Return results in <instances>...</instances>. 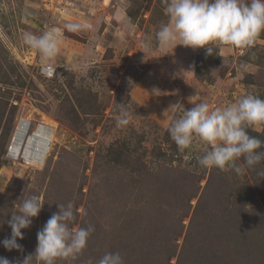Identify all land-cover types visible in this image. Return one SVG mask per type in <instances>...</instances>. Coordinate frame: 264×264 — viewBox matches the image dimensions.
Returning <instances> with one entry per match:
<instances>
[{
	"label": "rangeland",
	"instance_id": "1",
	"mask_svg": "<svg viewBox=\"0 0 264 264\" xmlns=\"http://www.w3.org/2000/svg\"><path fill=\"white\" fill-rule=\"evenodd\" d=\"M99 1L103 2L72 0L61 6V13L52 14L40 0H0V240L10 237L6 221L23 198L36 194L44 203L32 225L22 230L24 239L18 240L22 251H8L0 244V257L11 264H22L34 254L37 232L58 212V203L68 202L77 212L76 225L95 228L85 250L70 264H89L90 260L96 264L106 252H119L125 264H176L190 218L183 220L182 235L177 237L171 234L177 232L171 221L163 224L164 231L141 221L134 227L131 222L132 229L128 228V215L142 205L136 199L139 189H131L130 172L115 169L105 160L112 148L122 151L125 145L129 161L137 167L153 162L154 169L153 155L173 148L172 139L166 142L168 128L184 109L199 102L222 109L249 94L264 99V33L248 48L217 44L214 55L183 45L162 48L156 32L168 22L164 0H108L105 9ZM47 23L52 24L48 30L55 28L62 37L59 53L51 60L23 41L26 32L41 35ZM69 25L75 27L69 29ZM41 65L53 67L55 76L43 77ZM120 103L131 113L127 125L117 123ZM21 112L35 121L43 115L56 123L44 165L30 166L21 158L7 157ZM251 129L262 132L264 125ZM19 131L11 150L15 159L26 126ZM208 150L199 137H194L189 148L173 150L177 154L174 166L199 179L176 198L181 208L188 200L186 204L194 208L206 191L224 189L217 205L220 210L226 205L228 188L232 190L230 200L237 194L247 195L245 176L251 181L252 175L244 172L242 161L237 162L243 169L240 173L204 168L198 158ZM212 174L214 182L207 189ZM221 178H226L228 188L216 186ZM194 191L198 195L190 199ZM145 210L140 211L144 214ZM175 248L176 255L170 258ZM187 258L184 255L185 263L191 264ZM225 259L226 264H235L230 256ZM30 264L39 262L33 263L32 258Z\"/></svg>",
	"mask_w": 264,
	"mask_h": 264
},
{
	"label": "clouds",
	"instance_id": "2",
	"mask_svg": "<svg viewBox=\"0 0 264 264\" xmlns=\"http://www.w3.org/2000/svg\"><path fill=\"white\" fill-rule=\"evenodd\" d=\"M164 3L168 22L156 32L162 48L183 45L205 49L206 55H214L217 44L248 48L264 33V0H164ZM68 27L73 29L75 26ZM23 41L45 60H51L59 53L62 37L53 28L41 35L26 32ZM118 107L117 123L127 125L131 113L123 103ZM256 125H264V99L249 94L222 109H212L205 102L195 103L173 120L168 132L181 151L191 146L194 137L206 142L209 150L198 158L200 166L240 173L243 169L238 161L248 168L264 161V150H261L264 140L248 132L249 127ZM258 174L264 176V172ZM43 205L36 194L21 200L18 210L6 221L11 228L10 237L0 240L6 250H23L18 243L24 239L22 230L32 225ZM57 206L58 212L53 213L37 232L34 254L25 257L22 264H30L33 257L39 264H57L61 260L70 264L87 247L94 226L75 224L77 212L72 202ZM0 264L11 262L0 257ZM89 264H92L91 260ZM96 264H125V260L119 252H106Z\"/></svg>",
	"mask_w": 264,
	"mask_h": 264
},
{
	"label": "trees",
	"instance_id": "3",
	"mask_svg": "<svg viewBox=\"0 0 264 264\" xmlns=\"http://www.w3.org/2000/svg\"><path fill=\"white\" fill-rule=\"evenodd\" d=\"M7 130H10L9 127ZM248 132L264 140V129L262 132H255L249 127ZM166 142L171 143L170 135H167ZM176 146L174 143L173 148L168 152L158 150L153 155V161H156L154 169L153 162L150 165L143 164L137 167L138 165L129 161V151L125 145L122 151L117 147L111 149L109 161L105 160V162L113 165L115 169L121 167L125 168V172H130V176L133 175L131 176V189H139L140 193L136 199L142 205L139 210H136V215H128L130 217L126 223L128 228L132 229L137 225L136 222L141 221L149 225L153 224L152 227L155 230L164 231L162 230L163 224L168 225L171 221L177 229L176 233L171 232V234L177 237L182 235L185 226L183 220L189 217L190 222L176 264H187L184 260V255L187 254L189 256L187 262L191 264H226L227 256L233 258L235 264H264V176L258 174L264 172V161L254 168H248L245 165L244 172L248 171L252 175L251 181L245 176L249 188L246 190L247 195L237 194L230 200L232 190L228 188L226 178L217 181L216 186L223 184L230 193L224 200L226 205L221 210L217 208V205L223 197L224 189L214 191L215 193L202 192L194 208L190 203L186 204L189 200L181 203L183 205L181 208L176 198L182 195L191 183L194 186L199 179L189 170L174 166L177 154L173 150ZM121 176L125 181L127 175ZM213 177L212 174L211 179H208L207 189L212 187ZM149 194H153V197L145 200ZM197 195L198 191H194L190 199ZM43 201L47 203V198ZM213 203L216 205L211 210ZM143 205V210L148 206L145 210L146 216L141 212ZM167 206L170 209L166 208ZM169 210L171 213H168ZM145 218H148V221H144ZM131 222L134 223L132 227H130ZM115 223L116 221L113 220V229L116 226ZM146 236H148L147 229ZM176 252L177 248L172 251L170 258L174 257ZM34 262H36L35 257H33Z\"/></svg>",
	"mask_w": 264,
	"mask_h": 264
},
{
	"label": "built area",
	"instance_id": "4",
	"mask_svg": "<svg viewBox=\"0 0 264 264\" xmlns=\"http://www.w3.org/2000/svg\"><path fill=\"white\" fill-rule=\"evenodd\" d=\"M40 1L43 4V6L45 7V9L48 12H51L52 14L61 13V9H62L61 6L65 5V4L69 5L72 2V0H40ZM51 26H52L51 23H47V24L44 25V29L48 30ZM39 73L43 77L51 79V78H53L55 76V69L53 67H51V66H48V65L47 66L41 65L40 68H39ZM15 104L18 105V102H16ZM21 105H23V103ZM46 118L47 117H44L42 115V118L40 120L35 121L34 119H32V117L29 114H25V112H21L19 114L18 121H17V126L15 127V130L13 132V135H12V138H11V143H10V146H9V149H8V153H7V157L9 159H12V157L10 156V152L12 150L15 137H16L17 133L19 132V130H20V128L22 126H26V129H27V131H26V140H25V144L24 145H27L28 138L33 136L34 133H35V130H37L39 127H43V128H47V129H51L52 131H55V127H56L55 121H53L52 119H46ZM20 125H21V127H20ZM31 147H32V145H31ZM48 154H50V152ZM20 158L27 165L37 166L38 167V165H36L34 163L26 162L24 160V158H23V154L21 155ZM19 159L17 158L15 161H18ZM43 163H45V160H44Z\"/></svg>",
	"mask_w": 264,
	"mask_h": 264
},
{
	"label": "bare ground",
	"instance_id": "5",
	"mask_svg": "<svg viewBox=\"0 0 264 264\" xmlns=\"http://www.w3.org/2000/svg\"><path fill=\"white\" fill-rule=\"evenodd\" d=\"M19 136H20V131H19ZM53 137H54V132L51 129L39 127L37 130H35L33 136L29 138L27 137L28 143L27 145H24L26 140V134H25L23 142L20 143V145H22L19 151L20 154L19 152H17L16 159L17 158L19 159L23 154V158L26 162L34 163L38 166L44 165L43 162L44 160L46 161L47 159L46 157H48V153L50 152V147L54 139ZM10 156H11V152H10ZM12 159L16 160L13 157Z\"/></svg>",
	"mask_w": 264,
	"mask_h": 264
},
{
	"label": "crops",
	"instance_id": "6",
	"mask_svg": "<svg viewBox=\"0 0 264 264\" xmlns=\"http://www.w3.org/2000/svg\"><path fill=\"white\" fill-rule=\"evenodd\" d=\"M107 1L108 0H103V2L102 1H99V3L102 2V4L100 3V5L102 6V9H105V7H107V5H108V2Z\"/></svg>",
	"mask_w": 264,
	"mask_h": 264
}]
</instances>
